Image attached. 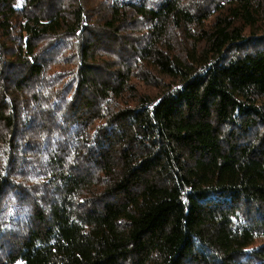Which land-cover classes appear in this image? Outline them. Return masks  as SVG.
<instances>
[{"label":"trees","instance_id":"1","mask_svg":"<svg viewBox=\"0 0 264 264\" xmlns=\"http://www.w3.org/2000/svg\"><path fill=\"white\" fill-rule=\"evenodd\" d=\"M0 264H264V0H0Z\"/></svg>","mask_w":264,"mask_h":264}]
</instances>
